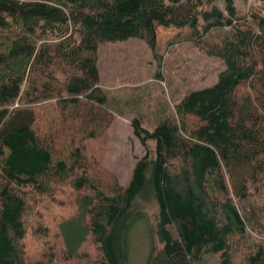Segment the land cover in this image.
Here are the masks:
<instances>
[{
	"label": "trees",
	"instance_id": "16d2710c",
	"mask_svg": "<svg viewBox=\"0 0 264 264\" xmlns=\"http://www.w3.org/2000/svg\"><path fill=\"white\" fill-rule=\"evenodd\" d=\"M213 1L0 0V264H129L144 204L146 264H264V12ZM159 27L187 29L224 68L152 131L131 120L154 149L122 185L87 147L113 121L97 50L131 37L154 50ZM54 203L63 250L48 242ZM31 238L44 245L29 255Z\"/></svg>",
	"mask_w": 264,
	"mask_h": 264
},
{
	"label": "rangeland",
	"instance_id": "374dc122",
	"mask_svg": "<svg viewBox=\"0 0 264 264\" xmlns=\"http://www.w3.org/2000/svg\"><path fill=\"white\" fill-rule=\"evenodd\" d=\"M212 4L225 12L224 0H214ZM233 4L242 17H249L252 11L264 12V0H233ZM97 56L99 87L107 97L106 105L113 121L105 131L104 140L90 142L87 147L100 155L103 168L115 173L122 185H127L135 161L145 150L153 155L154 149L153 140L133 134L131 120L140 119L142 126L152 131L162 118L173 114L175 103L188 90L212 85L224 63L190 41L187 29L171 27H159L154 50L143 39L131 37L99 44ZM259 205L264 206V201ZM143 208V214L134 220L128 234L129 264H146L150 252L149 228L155 209L150 204H144ZM49 209L48 218L46 212L44 216L50 229L48 242L53 248L63 250L56 220L68 212L60 203L51 204ZM25 245L27 253L32 255L44 242L31 238ZM57 256L54 264H63L62 255ZM217 261L218 253L207 255L202 264H217Z\"/></svg>",
	"mask_w": 264,
	"mask_h": 264
}]
</instances>
